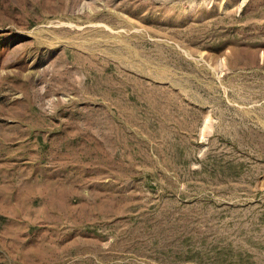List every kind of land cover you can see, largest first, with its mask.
<instances>
[{
    "label": "rangeland",
    "instance_id": "rangeland-1",
    "mask_svg": "<svg viewBox=\"0 0 264 264\" xmlns=\"http://www.w3.org/2000/svg\"><path fill=\"white\" fill-rule=\"evenodd\" d=\"M0 264H264V0H0Z\"/></svg>",
    "mask_w": 264,
    "mask_h": 264
}]
</instances>
